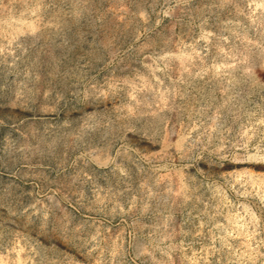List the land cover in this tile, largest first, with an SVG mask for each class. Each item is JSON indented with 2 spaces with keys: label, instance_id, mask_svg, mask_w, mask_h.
Here are the masks:
<instances>
[{
  "label": "rangeland",
  "instance_id": "374dc122",
  "mask_svg": "<svg viewBox=\"0 0 264 264\" xmlns=\"http://www.w3.org/2000/svg\"><path fill=\"white\" fill-rule=\"evenodd\" d=\"M0 264H264V0H0Z\"/></svg>",
  "mask_w": 264,
  "mask_h": 264
}]
</instances>
